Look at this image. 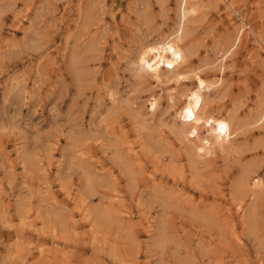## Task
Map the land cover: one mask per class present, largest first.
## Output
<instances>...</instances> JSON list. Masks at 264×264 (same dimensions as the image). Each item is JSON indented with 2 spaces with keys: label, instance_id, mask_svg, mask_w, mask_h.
Returning a JSON list of instances; mask_svg holds the SVG:
<instances>
[{
  "label": "rangeland",
  "instance_id": "1",
  "mask_svg": "<svg viewBox=\"0 0 264 264\" xmlns=\"http://www.w3.org/2000/svg\"><path fill=\"white\" fill-rule=\"evenodd\" d=\"M182 1L0 0V264H264V0H185L190 79L161 87L136 58ZM196 72L237 127L204 159L176 132Z\"/></svg>",
  "mask_w": 264,
  "mask_h": 264
},
{
  "label": "bare ground",
  "instance_id": "2",
  "mask_svg": "<svg viewBox=\"0 0 264 264\" xmlns=\"http://www.w3.org/2000/svg\"><path fill=\"white\" fill-rule=\"evenodd\" d=\"M186 1H182L180 5V26L177 29L175 37H165L162 40L149 42L148 44L141 46L137 54V62L140 67L152 65V77L154 78L156 85L161 86L168 84L172 80L174 82L186 81L190 79L188 74L178 71V68L186 59L185 52L181 49L179 41L183 35V23L189 14L196 11L195 5L191 7L186 6ZM244 26L239 25L235 31L233 39L224 42L226 48L223 49L220 56V73L224 72V63L226 57L236 48L243 34ZM222 47V46H221ZM175 50V54L173 53ZM222 49V48H221ZM151 50V51H150ZM232 54V53H231ZM144 61L143 63L141 61ZM171 65V67L169 66ZM163 72L171 73L168 77L163 78ZM190 73V72H189ZM193 87L186 90L182 95L183 99L180 105L175 110V117L177 118L180 126L176 129V132L181 135V138L185 139L190 151L193 152L194 157L200 159L209 158L217 150L228 151L231 142L236 134L237 127L234 125L231 117H218L209 112L207 105L206 93L213 90L217 85L221 84V77L216 81H210L204 78L200 73L193 74ZM203 81V84H201ZM170 88L168 92L169 101L172 103V91ZM149 103L151 108H156L158 105V97L151 96ZM155 104V107H153ZM186 109H191L192 119H187ZM264 115V114H263ZM260 116V120L264 119V116ZM223 122L226 127L223 131L220 130V123ZM202 128L205 130L203 131ZM195 130V135H193ZM192 154V153H191ZM191 156V155H190ZM193 157V158H194ZM195 159V158H194ZM246 179H248L246 177ZM246 179H242L244 182ZM261 181L262 183H257ZM251 189H261L264 185V180L254 177L251 180Z\"/></svg>",
  "mask_w": 264,
  "mask_h": 264
},
{
  "label": "snow or ice",
  "instance_id": "3",
  "mask_svg": "<svg viewBox=\"0 0 264 264\" xmlns=\"http://www.w3.org/2000/svg\"><path fill=\"white\" fill-rule=\"evenodd\" d=\"M173 53L175 54V50L174 49H173ZM141 62L143 63L144 61L142 60ZM169 66L171 67V65H169ZM148 67L151 68L152 65L149 64ZM201 84H203V81H201ZM153 107H155V104H153ZM185 111L187 112V119H189V120L192 119L193 116H192L191 109H186ZM225 127H226V125L223 122H221L220 123V130L223 131L225 129ZM192 134L195 135V130H193ZM257 183H262V182L261 181H257Z\"/></svg>",
  "mask_w": 264,
  "mask_h": 264
}]
</instances>
